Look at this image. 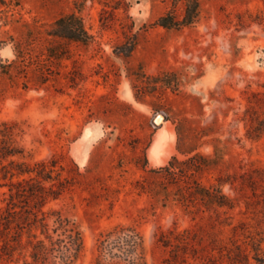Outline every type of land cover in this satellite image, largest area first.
<instances>
[{
  "label": "rangeland",
  "instance_id": "1",
  "mask_svg": "<svg viewBox=\"0 0 264 264\" xmlns=\"http://www.w3.org/2000/svg\"><path fill=\"white\" fill-rule=\"evenodd\" d=\"M199 1V19L180 28L156 23L166 13L184 16L185 3L175 0H8L0 7V61L16 58L9 35L20 37L28 25L48 26L67 13L80 14L93 35L87 45L71 44L72 58L64 61L63 71L84 73L75 88L65 75L35 89L23 87V76L11 80L0 74V124L22 123L27 158L73 160L92 180L93 194L78 186L46 205L63 209L79 224L85 247L76 264H94L98 236L120 223L140 230L148 264H167L170 257L157 240L160 230L188 227L200 233L205 246L202 259L189 262L247 264L218 258L213 250L222 244L233 248L232 239H239L250 264H264L254 259L246 238L264 236V137H247L243 121L248 96L264 90V0ZM179 124L189 143H195V130L206 128L208 135L197 142L203 153L213 154L216 144L226 148V163L203 180L236 177V186L223 190L238 206L223 217L232 215L243 231L226 226L219 234L213 211L173 196L165 203L138 187L151 168L174 155L184 158L177 149ZM144 150L147 166L139 163ZM255 168L263 172L252 184L246 173ZM218 238L224 241H214ZM30 251L20 249L0 264H35ZM260 257L264 261V250ZM48 264L59 262L51 258Z\"/></svg>",
  "mask_w": 264,
  "mask_h": 264
},
{
  "label": "trees",
  "instance_id": "2",
  "mask_svg": "<svg viewBox=\"0 0 264 264\" xmlns=\"http://www.w3.org/2000/svg\"><path fill=\"white\" fill-rule=\"evenodd\" d=\"M175 1L185 3L184 16L179 19L172 13H166L158 18V25L180 28L192 25L199 19V0ZM8 4V0H0V7ZM8 37L13 43L16 58L1 59L0 74L3 76L11 80L23 76V87L35 89L47 88L52 79L64 75L69 79L70 87L75 88L83 81L82 70H62L67 67L64 61L72 58L71 44L87 45L93 40L80 14L71 12L61 15L48 26L28 25L20 37ZM134 45L132 43L127 53L133 51ZM165 85L171 87L170 82L165 81ZM136 97L140 100L139 96ZM247 99L243 117L246 135L250 139L260 140L264 137V90L252 91ZM177 131V149L184 158L174 155L168 164L151 168V175L137 181L138 187L165 203L173 196L186 205L195 204L199 210L205 208L213 211L216 216L214 227H218L219 234L224 232L226 226H232V231L236 233L240 231L238 228L243 231V223L234 225L232 215L223 217V214L238 206L235 199L223 190L226 184L236 186V177L218 175L212 183L203 180L206 173L220 169L226 163V148L216 144L213 154H205L197 142L208 135L206 128L193 132L191 137L195 138V143H189L190 137L182 130L181 124ZM23 132L19 121L0 124V259H11L16 251L29 247L30 257L35 264H48L51 258L59 264H76L85 247L79 224L63 209H46V205L78 186L93 194L92 180L88 171H81L73 160L62 164L56 155L49 160L28 159L26 148L21 144ZM143 159L139 163L147 166L146 150ZM261 171L263 169L260 168L247 171L252 184L257 182L256 174L259 175ZM242 233L246 235V232ZM260 234L262 232L256 230V235ZM246 238L252 241V248L256 252L254 259L264 263L260 257V252L264 250V236L257 238L249 234ZM157 240L169 250L170 257L165 260L167 264H195L189 259L196 261L203 257L200 254L205 248L203 237L192 227L160 230ZM232 242L233 248L230 249L226 244L215 245L213 250H217L218 258L227 256L234 262L246 260L250 264L248 248H244L239 239H232ZM215 260L212 264H217ZM94 264H148L145 239L140 230L135 225L120 223L102 232L97 238Z\"/></svg>",
  "mask_w": 264,
  "mask_h": 264
},
{
  "label": "bare ground",
  "instance_id": "3",
  "mask_svg": "<svg viewBox=\"0 0 264 264\" xmlns=\"http://www.w3.org/2000/svg\"><path fill=\"white\" fill-rule=\"evenodd\" d=\"M159 119H161V118L159 117ZM162 146H163V145H162ZM164 146H165L166 150L168 151L169 148H170V144L167 143V142H165V145H164ZM164 146H163V147H164ZM171 149H172V148H171ZM170 151H171V150H170ZM170 151H169V152H170ZM167 154H168V153H167Z\"/></svg>",
  "mask_w": 264,
  "mask_h": 264
}]
</instances>
